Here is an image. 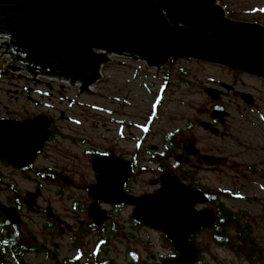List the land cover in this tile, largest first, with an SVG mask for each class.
Here are the masks:
<instances>
[{
    "label": "rangeland",
    "instance_id": "374dc122",
    "mask_svg": "<svg viewBox=\"0 0 264 264\" xmlns=\"http://www.w3.org/2000/svg\"><path fill=\"white\" fill-rule=\"evenodd\" d=\"M217 4L225 9L230 19L264 26V0H217ZM0 61L3 66L11 64L2 49ZM21 74L31 78L27 71ZM101 74V81L89 93L80 92L79 85L73 87L68 82L42 76H34V79L53 90L35 81L12 76L0 82L3 103L28 106L26 114L29 117L46 113L55 121L56 136L45 149L38 166L51 165L52 160L59 170H67L73 182L86 185L94 180L87 156L90 152L114 149L133 153L137 149L136 190L138 193L154 192L156 188L150 181L157 179L159 171L156 168L144 170L151 162L145 150L149 146L158 147L160 153L166 152L162 161L168 168L167 173L177 176L187 186L202 185L210 189L219 197V203L235 212L245 213L242 227L250 228L251 240L260 251L259 261L249 260L239 252L238 234L231 228L227 246L211 245L203 256L204 264H264V81L222 66L186 59L172 60L162 70H157L149 68L143 61L112 57ZM222 84L233 90H227ZM26 87L40 88L43 93L51 92L52 95L36 96L41 102L36 106L25 99L15 102L13 94H5L8 90ZM207 89L220 91L221 95L212 100ZM241 93L251 95L255 105H246ZM216 107L229 114L224 121L212 119L211 113ZM62 115L66 120H62ZM203 122L213 124L219 133L214 135L205 131L201 126ZM169 134L177 135L172 155L167 153L165 144ZM184 144L194 145L200 153L216 158L218 165L205 163L207 166L196 165L194 168L183 163L180 170H175L173 166L178 163V157L187 155ZM187 158L190 160V156ZM0 169L9 182L19 185L23 193L39 182L34 175L5 171L1 165ZM59 188L46 189L49 192H45V198L51 199L60 211L69 209L70 195L79 198L84 195L83 191L69 189L66 197H55L54 191ZM9 197H12L11 192L4 193L2 203L6 204ZM126 212L123 217L127 216ZM66 216L71 218L70 214ZM27 222L29 230L41 237L46 221L27 216ZM69 222L73 224V221ZM133 235L134 239L123 245L111 242V257L116 264L130 263L123 254L127 249L136 251L138 264L145 261L159 264L173 253V246L159 231L138 228ZM206 241L208 236H203V244ZM65 243L68 244L67 240ZM93 248L92 244L91 250ZM31 259L35 262L43 260L33 256Z\"/></svg>",
    "mask_w": 264,
    "mask_h": 264
},
{
    "label": "water",
    "instance_id": "95a60500",
    "mask_svg": "<svg viewBox=\"0 0 264 264\" xmlns=\"http://www.w3.org/2000/svg\"><path fill=\"white\" fill-rule=\"evenodd\" d=\"M0 39L7 41L0 49L12 56L9 68L14 79H25L20 76L27 71L30 82H37L34 76L40 75L79 85L82 93L91 92L101 81V71L112 57L143 61L157 70L175 59L196 60L264 81V26L228 18L217 0H0ZM206 92L212 100L221 95L214 89ZM240 95L246 105L254 106L251 95ZM228 115L218 110L211 113L219 121ZM201 126L211 134L219 133L211 123ZM50 137V122L44 116L29 124L0 121V159L15 168H27ZM186 152L198 154L194 146ZM216 160L204 157L209 165ZM111 161L110 166L105 159L93 161L95 171L106 179L100 178L90 195L110 204L136 206L137 222L166 235L179 252L176 260L165 264H195L198 255L190 236L216 225L212 211L195 210L209 198L169 174L160 178L161 189L156 194L127 197L114 173L104 172L119 160ZM179 162L190 161L180 157ZM3 212L11 224L21 221L15 208L4 206ZM90 215L97 226L108 220L97 205L91 207Z\"/></svg>",
    "mask_w": 264,
    "mask_h": 264
},
{
    "label": "flooded vegetation",
    "instance_id": "af4514ba",
    "mask_svg": "<svg viewBox=\"0 0 264 264\" xmlns=\"http://www.w3.org/2000/svg\"><path fill=\"white\" fill-rule=\"evenodd\" d=\"M10 76L11 73L9 66L7 67V64L3 66L2 61H0V82L6 78H10ZM37 76L41 77L40 75ZM24 78L26 80H31L28 77ZM47 88L53 90L51 86ZM93 89L94 88H91V91H93ZM5 94H13L14 96L12 95V100L15 102L25 99L36 106L41 105V102L35 98L36 96L41 97L52 95L51 92L43 93L40 88L31 87L16 88L13 91L8 90ZM27 107L28 106L10 103L5 104L0 99V121L29 124L35 118L44 116L50 122L51 137L37 154L35 163L27 168H15L4 159H0V165L5 171L17 172L29 176L34 175L37 181H39L34 183L33 189L27 190L23 193L20 191L19 185L9 182L5 178V172H1L0 169V264H116V260L111 257V250L109 247L112 241L119 245H123L125 242L134 239L133 232L138 228H148L149 230L155 229L137 222L134 218L136 206L127 203L110 204L105 201L95 200L90 195V188L96 185L100 178L106 179L104 174L95 171L93 161L95 159H105L104 163L110 166L113 165L111 160H119L118 163L115 162L116 166L114 168L105 167L104 172H107L108 174L114 173L115 178L122 185V193L125 196L139 198L146 195H154L161 189V184L159 182L160 178L163 175L169 174L167 173L168 168L163 164V161H161V156L166 152L160 153L158 147L153 146H149L145 150L150 156L151 162L144 170L147 171L150 170V168H156L159 171L157 179L150 181V185L156 188L154 192L138 193L136 190L139 172L137 149L133 153H124L122 151L116 152L114 149L90 152L87 156L90 158L94 180L86 183V185H78L69 178L66 169H63L62 171L59 170L58 164L53 163L52 160L50 162L51 165L46 167L38 166L40 159L44 157L45 149L56 136V130L54 128L55 121L46 113H39L29 117L26 114L28 111ZM215 110L221 111V108L216 107ZM62 120H66L64 115H62ZM167 146L168 145L166 144V147ZM183 146L184 151L187 154V148L194 145L184 144ZM188 156V154L186 156H179L178 163H176L173 168L175 170H180V167H182L185 162L184 164L180 163L179 158L186 157L184 159L189 160V158H187ZM204 157L208 156L198 151L196 156H190L191 161L189 160V165L194 168H197L196 165H201L202 167L203 165L207 166ZM193 161L195 164H193ZM218 163L219 161L216 160L215 164L218 165ZM185 174L186 177H190L189 173ZM41 181H48V183H42ZM154 181H157L158 183L153 184ZM60 182L61 184H59ZM56 187L60 188L57 190L55 189V197H66V191L69 189L83 191L84 195L81 198H79L78 195H70L67 200L69 203V209H67V211H60L53 205L51 199L45 198V192H49L46 189L52 190V188ZM195 188L201 190L209 198L207 204H197L195 210L198 212L206 210L212 211L215 215L216 222L213 229H202L195 232L189 238V241L197 250L198 257L195 264H204L203 256L208 253L211 245L214 244L219 247H224L227 246V243H218V236L222 235V233H218L217 231V213L220 210L221 203L215 199V194L210 189L202 185ZM8 192L12 193V197L6 199V204H3L2 197L4 196V193ZM94 205H97L108 215V220L102 226H97L91 218L90 210ZM4 206L15 208L20 215L21 221L19 223L11 224L3 212ZM226 208L229 211L235 212L228 207ZM124 212L127 213V216L125 217L122 216ZM66 214H70L71 218L67 217ZM27 216L40 217L46 221L41 237L35 235L29 230ZM69 220L73 221V224H70ZM247 229L250 228L247 227ZM161 234L173 246V253L171 256L164 258L163 261L159 263L165 264V262L176 260L179 257V252L175 249L174 245L166 235L163 233ZM223 235H225V233H223ZM203 236H208V241H206L205 244L202 242ZM93 239H95L94 243ZM66 240L68 244L65 243ZM92 244L94 245L93 250H91ZM113 250L115 249L113 248ZM135 252L136 251L127 249L123 253L125 257L130 259L129 264H138L139 261ZM32 256L42 257L43 260L35 262L34 259H31ZM131 259H133L134 262H132ZM142 264L148 263L145 261Z\"/></svg>",
    "mask_w": 264,
    "mask_h": 264
},
{
    "label": "trees",
    "instance_id": "16d2710c",
    "mask_svg": "<svg viewBox=\"0 0 264 264\" xmlns=\"http://www.w3.org/2000/svg\"><path fill=\"white\" fill-rule=\"evenodd\" d=\"M180 132V131H179ZM178 132V133H179ZM177 133V134H178ZM177 135L169 134L165 138V143L168 145L167 153L173 154L175 152L176 138ZM166 156L163 154L161 156V161ZM215 199L219 202V197L215 195ZM245 216V213H235L229 211L224 204H220V210L217 213V231L218 233H222V235L218 236V243L224 244L229 242L228 231L231 228L236 229L239 241V252L243 253L247 256V258L251 261H259L260 259V251L255 247L254 243L251 240L250 229L242 227V220ZM225 233V235H223ZM249 250L247 251V249Z\"/></svg>",
    "mask_w": 264,
    "mask_h": 264
},
{
    "label": "built area",
    "instance_id": "2783aa9c",
    "mask_svg": "<svg viewBox=\"0 0 264 264\" xmlns=\"http://www.w3.org/2000/svg\"><path fill=\"white\" fill-rule=\"evenodd\" d=\"M7 43V41L5 39H0V46H2L3 44ZM7 53L6 50H4V54ZM8 55H10L9 53H7ZM11 60V62L13 61L12 56H8Z\"/></svg>",
    "mask_w": 264,
    "mask_h": 264
},
{
    "label": "bare ground",
    "instance_id": "6f19581e",
    "mask_svg": "<svg viewBox=\"0 0 264 264\" xmlns=\"http://www.w3.org/2000/svg\"><path fill=\"white\" fill-rule=\"evenodd\" d=\"M96 86V85H95ZM95 86L91 87V88H95ZM94 90V89H93Z\"/></svg>",
    "mask_w": 264,
    "mask_h": 264
},
{
    "label": "snow or ice",
    "instance_id": "6c2138e0",
    "mask_svg": "<svg viewBox=\"0 0 264 264\" xmlns=\"http://www.w3.org/2000/svg\"><path fill=\"white\" fill-rule=\"evenodd\" d=\"M145 131H147V129H145Z\"/></svg>",
    "mask_w": 264,
    "mask_h": 264
}]
</instances>
